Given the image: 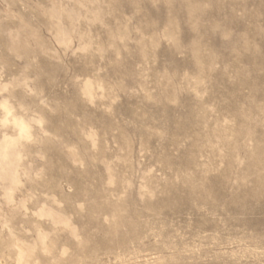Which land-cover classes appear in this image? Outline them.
I'll use <instances>...</instances> for the list:
<instances>
[{
	"label": "clouds",
	"instance_id": "obj_1",
	"mask_svg": "<svg viewBox=\"0 0 264 264\" xmlns=\"http://www.w3.org/2000/svg\"><path fill=\"white\" fill-rule=\"evenodd\" d=\"M0 264H264V0H0Z\"/></svg>",
	"mask_w": 264,
	"mask_h": 264
}]
</instances>
